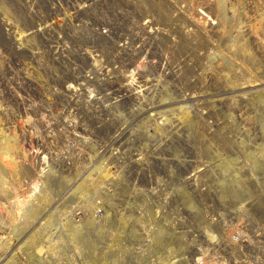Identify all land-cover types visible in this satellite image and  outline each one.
I'll return each mask as SVG.
<instances>
[{"label": "rangeland", "instance_id": "rangeland-1", "mask_svg": "<svg viewBox=\"0 0 264 264\" xmlns=\"http://www.w3.org/2000/svg\"><path fill=\"white\" fill-rule=\"evenodd\" d=\"M52 1L0 0V264H193L263 223L264 0H132L124 76L77 72Z\"/></svg>", "mask_w": 264, "mask_h": 264}, {"label": "built area", "instance_id": "built-area-1", "mask_svg": "<svg viewBox=\"0 0 264 264\" xmlns=\"http://www.w3.org/2000/svg\"><path fill=\"white\" fill-rule=\"evenodd\" d=\"M49 1L51 2V0ZM53 1L55 2V0ZM82 1L84 8H81V11H77V14L79 13L80 15L77 25H68L63 23V21L46 22L48 25H52L53 28L62 29L63 34H65L64 38L63 36L61 37L62 44L65 43L67 37L72 36V44L76 49H80V53H73V65L81 67V70L78 69L77 72L86 76L96 75L103 71V64L106 61L118 59L114 66L108 64L109 70L123 76L126 73H132V66L126 61L130 43L127 40L130 37L120 32L123 21L118 13L123 7L129 8L132 0ZM54 2L53 9L58 7V5H54ZM100 4L103 5V9L98 8ZM83 11L90 13L88 18L91 22H88L85 16L86 12ZM106 11L108 13H105ZM44 17L49 18L47 16ZM42 22L43 24L45 23L44 20ZM69 30L72 31L71 34L76 35H71ZM121 52H123L124 57L118 56ZM60 56L62 57V55ZM229 245H232L233 248L229 247ZM239 246L240 264H264V222L260 224L255 221L254 217H251L249 224L246 223L244 226L240 223V226H236L231 232L223 246H214L212 244L209 248H206L205 255L202 254L197 258L195 257L193 264H222L220 260V258H224L222 255H227V252H233L232 249L236 250Z\"/></svg>", "mask_w": 264, "mask_h": 264}, {"label": "bare ground", "instance_id": "bare-ground-1", "mask_svg": "<svg viewBox=\"0 0 264 264\" xmlns=\"http://www.w3.org/2000/svg\"><path fill=\"white\" fill-rule=\"evenodd\" d=\"M150 1H151V0H150ZM98 8H99V9H103V5L100 4V5L98 6ZM105 13H108V11H106ZM113 36H114V33H113ZM207 264H211V263H207Z\"/></svg>", "mask_w": 264, "mask_h": 264}]
</instances>
